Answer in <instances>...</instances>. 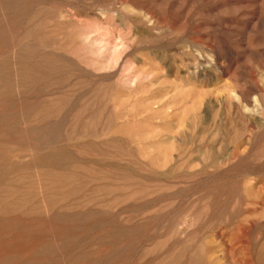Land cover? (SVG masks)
Returning <instances> with one entry per match:
<instances>
[{"label": "rangeland", "instance_id": "rangeland-1", "mask_svg": "<svg viewBox=\"0 0 264 264\" xmlns=\"http://www.w3.org/2000/svg\"><path fill=\"white\" fill-rule=\"evenodd\" d=\"M0 264H264V0H0Z\"/></svg>", "mask_w": 264, "mask_h": 264}]
</instances>
